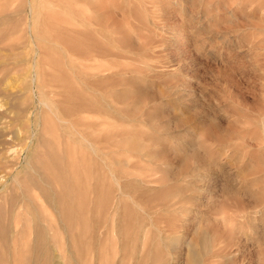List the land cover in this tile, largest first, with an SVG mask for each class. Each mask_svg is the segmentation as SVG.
I'll use <instances>...</instances> for the list:
<instances>
[{"label": "rangeland", "instance_id": "1", "mask_svg": "<svg viewBox=\"0 0 264 264\" xmlns=\"http://www.w3.org/2000/svg\"><path fill=\"white\" fill-rule=\"evenodd\" d=\"M27 2L41 34L0 69V264H264V0L0 5L24 24ZM39 84L52 103L82 88L96 153L54 162Z\"/></svg>", "mask_w": 264, "mask_h": 264}, {"label": "bare ground", "instance_id": "2", "mask_svg": "<svg viewBox=\"0 0 264 264\" xmlns=\"http://www.w3.org/2000/svg\"><path fill=\"white\" fill-rule=\"evenodd\" d=\"M30 2V1H29ZM29 2H27L28 3V5H27V10L26 11H24L23 13H24V16L26 17L25 18V21H24V24L23 23H20V21L18 20V18L20 17V15H19V13L21 12L19 9H16V8H9V7H3V6H1L0 5V33H2V34H4L3 35V38H4V36H5V34L7 33V35L9 36V39H12V38H15V40L13 39L12 40V44H10V45H8V46H0V54L1 53H5V54H9V55H5V56H3V57H1L0 56V63L2 62V64L0 65V69L2 68V69H8L7 71H11L12 72V70H13V72H14V70L16 71V70H19V69H17V66H15L14 65V63L13 62H11V64H12V66H11V64L10 63H7L8 61H9V57H11L10 56V54L12 53V52H15V51H18V50H20L21 48H23V46H27V45H29V44H25V42H27V41H29L30 42V44H33V45H35V43H36V37L37 36H39L41 33L40 32H42V34H44V32L41 30L39 33L40 34H37V32H36V23H35V21H34V19L35 18H37L38 16L39 17H41L40 16V14L39 15H36L35 14V12H34V9H33V7L31 6V4L29 3ZM30 6V7H29ZM38 13H39V11H38ZM22 17V16H21ZM22 19V18H21ZM23 19H24V17H23ZM41 27V26H40ZM50 28V27H49ZM38 29H39V27H38ZM47 29V28H46ZM66 30V29H65ZM67 31V30H66ZM46 32H47V30H46ZM45 32V33H46ZM57 32V31H56ZM20 33H22L21 35H20ZM48 33V32H47ZM68 32H66V34H67ZM51 34V33H50ZM45 35V34H44ZM48 35V34H47ZM46 35V36H47ZM49 36V35H48ZM51 36V35H50ZM6 37V36H5ZM45 37V36H44ZM38 38V37H37ZM46 38V37H45ZM28 39V40H27ZM39 39H41V37L39 38ZM50 39V38H49ZM27 40V41H26ZM42 40H44V39H42ZM45 41H48L47 39L45 40ZM62 40H60V42H61ZM63 41H65V40H63ZM38 42H42V41H39L38 40ZM56 42H57V40H56ZM68 43V42H67ZM67 43H66V45H67ZM71 43V42H70ZM8 44V43H7ZM6 44V45H7ZM56 44V43H55ZM38 45H39V43H38ZM57 45V44H56ZM64 45H65V43H64ZM61 46V45H60ZM70 46V45H69ZM36 47V46H35ZM68 47V46H67ZM37 48V47H36ZM56 48H57V46H56ZM33 49V48H32ZM38 49V48H37ZM34 50V49H33ZM35 51V54H34V56H30V59L29 60H27V64H33V66L34 65H37L38 66V55L40 54V53H38V51L35 49L34 50ZM22 52V51H21ZM20 52V53H21ZM46 52V51H45ZM64 52H65V49H64ZM67 53V52H66ZM32 54H33V51H32ZM4 55V54H3ZM30 55V54H29ZM43 56V55H42ZM27 57V56H26ZM13 58V57H12ZM17 58V57H16ZM43 58H44V56H43ZM14 59V58H13ZM12 59V60H13ZM8 60V61H7ZM11 60V59H10ZM44 60H45V58H44ZM52 60V59H51ZM25 61V60H24ZM42 61V60H41ZM43 62V61H42ZM46 62V61H45ZM52 62V61H51ZM44 63V62H43ZM53 63V62H52ZM15 64H17V63H15ZM25 64V63H24ZM23 64V62H22V64H20V65H24ZM42 64V63H41ZM45 64H47V63H45ZM62 64H63V62H62ZM64 65V64H63ZM9 66V67H8ZM48 66V65H47ZM54 66V65H53ZM59 66V65H58ZM44 67V66H43ZM42 67V68H43ZM62 67V66H61ZM54 69H55V67H53ZM40 69V68H39ZM54 69H53V71H54ZM66 69V68H65ZM42 70H44V69H42ZM64 70V69H63ZM74 70V72H75V74L77 73V70L76 69H73ZM58 71V70H57ZM62 71V70H61ZM60 71V72H61ZM63 72V71H62ZM57 73V72H56ZM1 74V73H0ZM6 74V73H5ZM10 74V73H9ZM46 74V73H45ZM13 75H15V74H13ZM13 75H11L10 74V76H12L13 77ZM17 75V74H16ZM62 75V74H61ZM60 76V75H59ZM62 77H64V76H62ZM9 77H6V79L5 80H7ZM9 79H13V78H9ZM71 79V78H70ZM69 79V80H70ZM31 80H32V84H34V87H36L35 86V84H38L40 81H41V73L40 72H32V76H31ZM60 80V79H59ZM8 81H10V80H8ZM8 81H2V83H4V86H6V85H8L9 83H8ZM44 81V80H43ZM42 81V82H43ZM68 81V80H67ZM70 82H72V80L70 81ZM69 82V83H70ZM56 83V82H55ZM83 83V82H82ZM6 84V85H5ZM11 84V83H10ZM74 84V83H73ZM83 85H85V84H83ZM32 86L33 85H31V88H30V92H32V90H33V88H32ZM78 86V85H77ZM9 87V86H8ZM42 85H38L37 86V88L39 89V91H40V95H39V100H40V103L42 104V106L43 107H45V109H46V111L48 112V116H49V119H50V121L48 122V121H46V122H44L43 124H44V130L43 131H46V130H49L50 129V131H51V134L53 135V138L54 137H56V140L57 141H55V143H56V145L54 146V149H55V147L56 148H58V151H56V153L54 154V153H52V158L53 159H55L54 160V162L55 161H57L58 160V157H61L60 155H62V152H61V150H60V147H61V144H62V146H64L65 148H68L67 146H69L70 147V145L73 143V144H77V143H79V142H86L87 143V145L89 146L88 148H90V150L92 151V152H94V153H96L97 151V144H95V143H93V141L92 140H90L89 138H88V136H87V127H86V124H88L89 126H91L90 127V129L92 130V131H97V129L93 126V120H95L96 118H97V115H99V109L92 103V101L91 100H87L86 99V97H84L83 96V90H82V88H80V87H76L75 86V88H73V89H75V91L73 92V95H72V97H69V98H67L66 97V99H65V101L63 102V101H60V102H58V103H52L50 100H46L45 99V94L43 93V89H42ZM70 87H74L73 85L72 86H69L68 85V83L66 82V81H61L60 82V84L57 86V88H59V89H63L64 90V92L65 93H63V91L62 92H59V93H55V92H53V95H57L58 97H63V96H65L66 94H67V91H68V94H69V92H70V94H72V92H71V88ZM2 88V87H1ZM5 88V87H4ZM3 88V89H4ZM12 88V87H11ZM14 88V87H13ZM6 89H7V87H6ZM6 89H4L2 92H4ZM8 90V89H7ZM14 90H16V89H14ZM14 90H12V91H14ZM86 90H90L91 91V88L89 89V87H86ZM17 91V90H16ZM36 92V91H35ZM7 93V92H6ZM5 92H4V94H6ZM52 93V92H51ZM87 93V92H86ZM9 94V93H8ZM52 95V94H51ZM8 96V95H7ZM68 96V95H67ZM0 97H2V94L0 95ZM13 97V96H12ZM36 97V96H35ZM38 100V101H39ZM68 103H69V105H68ZM8 105V104H7ZM2 107V106H1ZM39 107H40V105H39ZM42 108V107H41ZM61 110V112H60V110ZM37 110H38V108H37ZM15 114V113H14ZM63 116H62V115ZM85 114H87V115H89V117L88 118H85L84 117V115ZM51 115L53 116V117H51ZM27 117V116H26ZM85 118V119H84ZM2 119V118H1ZM1 119H0V121H1ZM15 121V120H14ZM84 121V122H83ZM5 122V121H4ZM6 122H8V121H6ZM9 122H12V121H9ZM30 122V121H29ZM88 122V123H87ZM1 123V122H0ZM13 123V122H12ZM2 124H3V122H2ZM20 123H18V125H19ZM83 124V125H82ZM85 124V125H84ZM12 126H14V125H12ZM19 128H20V126H19ZM5 128H0V131H5L4 130ZM7 130V129H6ZM18 130V129H17ZM35 130V129H34ZM39 131V130H38ZM5 133V132H4ZM8 133V132H7ZM16 133V132H15ZM35 133V132H34ZM34 133H32V137H33V134ZM12 134V133H11ZM18 134V133H17ZM38 134V133H37ZM36 134V135H37ZM12 137V136H11ZM44 137V136H43ZM50 137V136H49ZM18 138V137H17ZM34 138V137H33ZM51 138V137H50ZM61 138H64L65 140L63 141V142H61ZM13 139V138H12ZM15 139H16V137H15ZM15 139H13V140H15ZM31 139V138H30ZM48 139V138H47ZM72 140V142H71V140ZM7 140V139H6ZM45 140V139H44ZM49 140V139H48ZM55 140V139H54ZM21 141V140H20ZM31 141V140H30ZM51 141V140H50ZM1 142V141H0ZM17 142V141H16ZM35 143V140L33 139V144ZM81 144V143H80ZM78 146V145H77ZM23 147V146H22ZM63 147V148H64ZM72 148L74 149V146H72ZM1 149V148H0ZM45 149V151H46V148H44ZM44 149H43V151H44ZM51 149V148H50ZM53 149V150H54ZM69 149V148H68ZM68 149H66V150H68ZM79 149V151H81V147L80 148H78ZM2 150V149H1ZM8 150V149H7ZM26 150V149H25ZM52 150V149H51ZM52 150V151H53ZM71 149H69L68 151H70ZM83 150V149H82ZM55 151V150H54ZM71 151H73V152H76V149L75 150H71ZM78 151V150H77ZM90 151V152H91ZM47 152V151H46ZM58 152V153H57ZM48 155H50V154H48ZM77 155V154H76ZM9 157H12V156H10L9 155ZM51 158V160L53 161V159ZM62 158V157H61ZM78 158V157H77ZM57 159V160H56ZM60 159V158H59ZM5 160V159H4ZM61 160V159H60ZM78 161V160H77ZM54 162H52L53 163V165H55V167L56 166H59V165H56V164H54ZM56 163V162H55ZM58 163H59V161H58ZM57 163V164H58ZM26 164H27V166H29V165H31V162H30V153H28L27 154V156H26ZM57 168V167H56ZM63 167H61L60 169H62ZM34 170V169H33ZM35 172V171H34ZM39 172V171H38ZM68 177V176H67ZM62 178H64L63 176H62ZM61 178V179H62ZM65 178H66V176H65ZM64 178V179H65ZM116 178V177H115ZM65 180H68L67 178L65 179ZM74 180V179H73ZM117 180V179H116ZM41 181V180H40ZM70 181V180H69ZM75 181V180H74ZM73 181V182H74ZM64 182V181H63ZM71 183H72V180L70 181ZM17 183V182H16ZM47 183V182H46ZM65 184L67 183L66 181L64 182ZM71 183H69V185H67V186H69L70 187V184ZM116 183H117V181H116ZM54 184V183H53ZM61 184H62V182H61ZM65 184H62V185H64V187L66 186ZM74 184V183H73ZM118 184V183H117ZM72 185V184H71ZM75 185V184H74ZM53 186V185H52ZM41 187H44V186H42L41 185ZM50 187H51V185H50ZM54 187V186H53ZM63 187V186H62ZM66 188V187H65ZM44 189V188H43ZM79 189V188H78ZM77 190V189H76ZM42 191V190H41ZM55 191V190H54ZM77 192V191H76ZM80 192V191H79ZM47 193V192H46ZM68 193V192H67ZM66 193V194H67ZM78 193V192H77ZM77 193H74V194H77ZM65 194V193H64ZM68 194H70V192L68 193ZM78 195H80L79 193H78ZM66 196V195H65ZM76 197V198H75ZM74 198H75V201L76 200H78L77 199V196H75ZM71 198V197H70ZM80 199V198H79ZM81 202H82V196H81ZM68 201H69V199H68ZM67 201V202H68ZM79 201V200H78ZM77 201V202H78ZM74 202V201H73ZM84 202V201H83ZM65 203V202H64ZM79 203H80V201H79ZM69 205V204H68ZM65 207V206H64ZM83 212H84V210H83ZM68 214V213H67ZM73 216V215H72ZM75 218V217H74ZM73 218V219H74ZM67 220V219H66ZM69 220V219H68ZM81 220H83V218L81 219ZM80 220V221H81ZM76 223V222H75ZM56 225V224H55ZM72 229V228H71ZM59 230V229H58ZM75 230H77V229H75ZM70 236V235H69ZM104 239L106 238V237H103ZM77 240V239H76ZM73 241V240H72ZM72 243H74V242H72ZM198 264H201V263H198Z\"/></svg>", "mask_w": 264, "mask_h": 264}]
</instances>
